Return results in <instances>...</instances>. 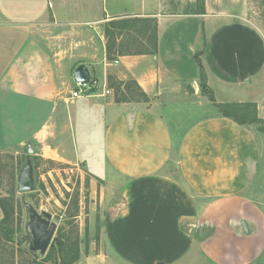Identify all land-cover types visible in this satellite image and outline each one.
<instances>
[{
    "label": "crops",
    "instance_id": "0c3cea01",
    "mask_svg": "<svg viewBox=\"0 0 264 264\" xmlns=\"http://www.w3.org/2000/svg\"><path fill=\"white\" fill-rule=\"evenodd\" d=\"M251 2L0 0V148L50 144L64 162L84 164L100 201L112 191L108 251L86 264H264V133L201 95L193 58L203 52L217 104L252 103L264 121V26ZM134 18L156 21L157 55L108 61L105 25ZM79 65L97 85L72 98ZM112 80L133 81L148 100L116 102ZM81 128L84 139L98 130L103 175L87 169L93 152H66Z\"/></svg>",
    "mask_w": 264,
    "mask_h": 264
},
{
    "label": "rangeland",
    "instance_id": "374dc122",
    "mask_svg": "<svg viewBox=\"0 0 264 264\" xmlns=\"http://www.w3.org/2000/svg\"><path fill=\"white\" fill-rule=\"evenodd\" d=\"M250 8L254 24L264 26V0H253ZM137 29L135 28V31L139 30ZM133 31V29H125L121 32L116 30V40L124 42L125 47L123 48L125 49L123 51L130 50L135 46L129 40V35L144 43V40H141V34H134ZM130 82V80L124 82L112 80L114 89L111 96L121 100L126 98L138 100L136 99L137 95H130L126 91L127 87H131L127 85ZM71 87L73 90L77 89L74 81H72ZM204 114L205 111L201 110L195 112L194 116L198 117ZM15 116L17 115L15 114ZM82 131H84L83 128L80 131L77 129L73 131L70 142L74 150L71 145L67 144L66 152L73 155L75 151L81 156L93 152L91 154L93 158L88 161L89 168L87 167V169L94 175H103V169H108L100 165L103 164V161L97 152L99 148L98 130L92 131L90 139L82 138ZM256 137L260 144L261 159L259 164L260 170L263 172V139L258 133H256ZM84 140L88 142L84 143ZM57 142L62 144L61 147L67 143L61 134H59ZM28 144L34 150V155L30 158L34 170L35 190L24 194L25 200L30 202L37 211L51 214L52 221L57 226L43 257L30 253L16 242L19 233L22 232L24 222V211L20 202L22 195L17 192V176L27 158ZM69 148L72 151H69ZM167 173L175 178L179 176L173 161L169 164ZM90 179L83 163L64 162L57 156L54 147L50 144L25 139L22 144H12L0 148V264H65L77 255L78 261L73 264H86L85 260L88 256L94 257L100 252L106 253L108 247L104 236H101L102 218L106 207L112 203L110 199L112 191L109 188L107 199L104 200L102 197L104 201H100L102 195L100 196L97 192L98 189L96 192H91ZM3 219L5 224L1 226ZM6 236H9L8 239ZM58 243L61 244V247H58ZM190 264H199V262Z\"/></svg>",
    "mask_w": 264,
    "mask_h": 264
},
{
    "label": "trees",
    "instance_id": "16d2710c",
    "mask_svg": "<svg viewBox=\"0 0 264 264\" xmlns=\"http://www.w3.org/2000/svg\"><path fill=\"white\" fill-rule=\"evenodd\" d=\"M198 3L203 4V0H197ZM135 28H138V31H135ZM125 29H133V33L141 34V40H144V43L140 40H137L135 37L129 35V40L135 44L134 48L130 50L127 49L123 51L124 42H116V30L123 31ZM140 31V32H139ZM104 35L106 38V58L108 61H114L117 56H125V55H151L156 56L158 53V41H157V26L156 21L153 19H122L118 21H111L105 25ZM132 43V44H133ZM203 55L202 51L196 52L193 55L194 61L197 65L199 72V89L200 93L203 97H205L215 108H217L218 112L222 117L228 119L238 126L245 127L249 125H256L260 132L264 133V121L260 120L257 117L256 106L252 103H224L217 104L213 92L206 84V73L204 66L201 61V56ZM95 81V80H94ZM91 83V81H90ZM121 85V84H120ZM126 91L130 95H137L138 100L136 101H147L146 95L141 91V89L131 81L127 84ZM114 89V86H110ZM94 89L90 90L89 93H92ZM133 91V92H132ZM126 99L115 98L116 102L127 101ZM133 100V99H132ZM5 219V217H4ZM4 219L1 221V226H4ZM3 228V227H2ZM7 234V231H6ZM9 236H6L8 239ZM58 247H61V244L58 243ZM63 247V246H62ZM53 251V250H52ZM78 261V255L74 256L72 259L67 261L65 264H73Z\"/></svg>",
    "mask_w": 264,
    "mask_h": 264
},
{
    "label": "water",
    "instance_id": "95a60500",
    "mask_svg": "<svg viewBox=\"0 0 264 264\" xmlns=\"http://www.w3.org/2000/svg\"><path fill=\"white\" fill-rule=\"evenodd\" d=\"M73 81L76 84H87L90 81V74L84 65H79L73 72ZM34 155V150L30 144L27 145V158L24 161L22 168L17 176V192L22 195L20 202L24 211V235L27 234L26 226H33L34 232L30 234L34 237V246L24 244L27 251L36 253L38 257H43L52 241L53 235L56 231V223L52 221L51 214L45 211H37L34 206L25 200L24 194L33 192L35 190L34 170L31 156ZM1 218V212H0ZM25 236L19 240L23 244Z\"/></svg>",
    "mask_w": 264,
    "mask_h": 264
},
{
    "label": "built area",
    "instance_id": "2783aa9c",
    "mask_svg": "<svg viewBox=\"0 0 264 264\" xmlns=\"http://www.w3.org/2000/svg\"><path fill=\"white\" fill-rule=\"evenodd\" d=\"M91 81V83H90ZM87 84H76L77 89H74L71 96L72 98H79L80 96L90 95L92 93H89L90 90L96 88V81L91 80Z\"/></svg>",
    "mask_w": 264,
    "mask_h": 264
},
{
    "label": "flooded vegetation",
    "instance_id": "af4514ba",
    "mask_svg": "<svg viewBox=\"0 0 264 264\" xmlns=\"http://www.w3.org/2000/svg\"><path fill=\"white\" fill-rule=\"evenodd\" d=\"M24 225H25V219H24V222H23V228H22V232L21 233H19V237L17 238V240H16V242L19 244V245H21V246H23L24 247V244H28L29 246L31 245L32 247L34 246V241H35V239H34V237L30 234V231L29 230H32V232H34V228H33V226H26V229H27V234L26 235H24ZM22 236H25V240H24V243L23 244H20L19 243V240L21 239V237ZM30 253H32V254H34V255H36V256H38L36 253H33V252H31V251H29Z\"/></svg>",
    "mask_w": 264,
    "mask_h": 264
}]
</instances>
